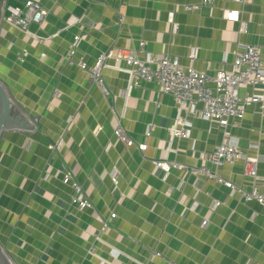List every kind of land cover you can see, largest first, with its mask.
<instances>
[{"label":"crops","instance_id":"crops-1","mask_svg":"<svg viewBox=\"0 0 264 264\" xmlns=\"http://www.w3.org/2000/svg\"><path fill=\"white\" fill-rule=\"evenodd\" d=\"M24 1L0 0V81L35 127L0 135V244L15 264H264V202H244L193 172L224 141L223 128L190 115V136L175 137L184 113L171 95L151 82L134 86L123 60L103 67L109 92L78 66L140 43V58L169 55L185 66L196 48L194 67L210 77L229 70L247 44L258 45L264 61V0H214L198 11L185 7L201 0H35L45 18L23 29L7 21L5 5ZM227 11H239V19H227ZM75 36L74 63H67ZM245 93L252 88L242 86ZM119 125L136 145L115 135ZM229 134L258 157L264 193V111L249 105ZM143 143L146 151L138 149ZM155 159L186 168L166 175ZM243 169L239 159L219 172L249 191ZM67 171L93 208L72 204ZM214 201L221 203L212 208Z\"/></svg>","mask_w":264,"mask_h":264},{"label":"built area","instance_id":"built-area-1","mask_svg":"<svg viewBox=\"0 0 264 264\" xmlns=\"http://www.w3.org/2000/svg\"><path fill=\"white\" fill-rule=\"evenodd\" d=\"M237 1L244 2V0ZM213 4L214 0H201L199 3L187 5L185 8L187 11H198L204 6ZM5 11L7 12V21L11 25L23 29H27L31 22L41 23L45 18V11L35 0H26L20 5L7 4ZM226 14H228L227 19H235V21L239 19V11H227ZM233 14L235 15L233 16ZM79 40V36H75V40L71 43L66 56L67 63H74L73 56L76 53ZM142 47L143 43H140L139 47L109 50L98 57L94 66L89 67L82 60L78 62V66L88 73L94 84L106 92L102 79V70L106 61L110 58L123 60L129 69L134 86H138L142 81L151 82L156 85L160 94L171 95L184 113L177 119V126L172 130L175 137L190 136V130L186 129L187 116L190 115H198L203 119L218 123L224 130V141L212 153L203 155L201 166L194 168L193 172L225 185L232 194L239 193L240 199L244 202L256 200L263 203L264 193L260 192L258 187L260 180L257 172L258 157L244 153L240 149L237 139L232 138L229 134L230 121L242 119L249 105L257 104L259 109L264 111V61L261 56V48L255 44L242 46L229 70H219L213 77H210L206 71H200L194 67L197 58L196 48H193L189 55L191 64L185 66L169 55L148 54L145 58H140L139 52ZM211 81L214 83L213 88L208 86ZM242 86L251 87L252 93L241 95L240 88ZM200 103L202 109L199 110L197 106ZM115 135L128 147L136 145L134 139L130 138L120 125L115 129ZM147 136H150V132H147ZM137 146L141 151H146L148 148L147 143ZM253 146L257 148L258 145L253 144ZM52 148L58 149V144ZM239 159L244 161V177L249 178L252 182V188L249 191L225 179L219 172L225 164H232ZM153 164L162 169L166 175L173 168H186L185 165L175 161L162 159L153 160ZM210 165L215 168L212 169ZM111 177L114 184L117 185L116 172L113 171ZM63 182L71 185L74 191L71 199L73 205L79 209L93 208L83 185L71 171H67ZM220 203V201H214L212 208L218 207ZM115 216L114 213L110 215L111 218H115ZM102 221L103 229L109 227V219ZM207 223L208 221L204 220L202 226H206ZM167 264L178 263L168 260Z\"/></svg>","mask_w":264,"mask_h":264},{"label":"water","instance_id":"water-1","mask_svg":"<svg viewBox=\"0 0 264 264\" xmlns=\"http://www.w3.org/2000/svg\"><path fill=\"white\" fill-rule=\"evenodd\" d=\"M105 89L108 87L103 83ZM27 129L33 130L35 127L23 116V114L13 105L7 89L0 81V135L7 129ZM0 264H15L7 255L5 248L0 244Z\"/></svg>","mask_w":264,"mask_h":264},{"label":"rangeland","instance_id":"rangeland-1","mask_svg":"<svg viewBox=\"0 0 264 264\" xmlns=\"http://www.w3.org/2000/svg\"><path fill=\"white\" fill-rule=\"evenodd\" d=\"M5 251H6L7 255H8V256L13 260V262L15 263V261H14L12 255H11L6 249H5Z\"/></svg>","mask_w":264,"mask_h":264},{"label":"snow or ice","instance_id":"snow-or-ice-1","mask_svg":"<svg viewBox=\"0 0 264 264\" xmlns=\"http://www.w3.org/2000/svg\"><path fill=\"white\" fill-rule=\"evenodd\" d=\"M235 14H233V16H234Z\"/></svg>","mask_w":264,"mask_h":264}]
</instances>
